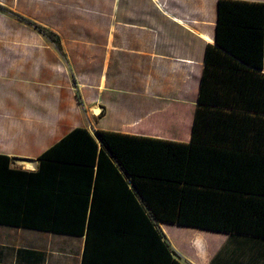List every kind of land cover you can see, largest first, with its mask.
<instances>
[{
	"label": "trees",
	"instance_id": "16d2710c",
	"mask_svg": "<svg viewBox=\"0 0 264 264\" xmlns=\"http://www.w3.org/2000/svg\"><path fill=\"white\" fill-rule=\"evenodd\" d=\"M33 27L60 48L55 33ZM95 138L74 130L39 158L37 172L8 170L12 160L0 157L9 173L0 170V182L9 181L0 183V226L83 238L82 264H183L160 224L242 241L231 264L258 255L264 243V3L219 0L190 143L104 131ZM34 184L39 190L31 196L25 185Z\"/></svg>",
	"mask_w": 264,
	"mask_h": 264
},
{
	"label": "crops",
	"instance_id": "0c3cea01",
	"mask_svg": "<svg viewBox=\"0 0 264 264\" xmlns=\"http://www.w3.org/2000/svg\"><path fill=\"white\" fill-rule=\"evenodd\" d=\"M218 2L0 0V157L12 160L8 170L37 172L39 158L76 129L190 143ZM33 25L55 33L60 48ZM227 237L214 252L196 239L200 264H231L242 241ZM260 247L242 264H264ZM83 251V238L0 226V264H82Z\"/></svg>",
	"mask_w": 264,
	"mask_h": 264
},
{
	"label": "rangeland",
	"instance_id": "374dc122",
	"mask_svg": "<svg viewBox=\"0 0 264 264\" xmlns=\"http://www.w3.org/2000/svg\"><path fill=\"white\" fill-rule=\"evenodd\" d=\"M166 226L168 227H164V230L167 232V236L174 248L185 261L193 264L203 262L201 255L194 250L196 239H202L198 241V244L206 246L210 252H214L216 248L220 249V245L228 240L227 234L211 233L177 225Z\"/></svg>",
	"mask_w": 264,
	"mask_h": 264
}]
</instances>
